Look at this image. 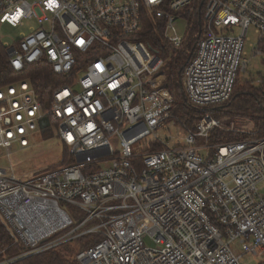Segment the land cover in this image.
<instances>
[{
  "label": "built area",
  "instance_id": "1",
  "mask_svg": "<svg viewBox=\"0 0 264 264\" xmlns=\"http://www.w3.org/2000/svg\"><path fill=\"white\" fill-rule=\"evenodd\" d=\"M202 2L204 24L181 84L190 104L213 107L229 100L248 65L250 26L258 35L251 54H264V0ZM193 3L0 0V27L33 21L10 40L0 33L11 68L42 63L63 78L44 102L28 79L0 87V157L10 161L13 149L52 130L71 157L21 173L0 164V223L10 246L22 248L0 264L84 237L99 240L76 251L77 264H242L234 241L264 264V135L211 143L215 129H244L209 114L195 130L182 128L159 72L162 59L132 43L142 18L151 16L164 21L165 39L180 48L185 37L176 19ZM179 126L183 134L172 141L166 132Z\"/></svg>",
  "mask_w": 264,
  "mask_h": 264
},
{
  "label": "trees",
  "instance_id": "2",
  "mask_svg": "<svg viewBox=\"0 0 264 264\" xmlns=\"http://www.w3.org/2000/svg\"><path fill=\"white\" fill-rule=\"evenodd\" d=\"M183 16L188 20L190 29L180 48L172 47L165 39L164 21L151 16H144L139 30L131 36L133 39L144 40L148 47L162 54L165 53V50H169V48L176 53L175 57H173L174 61L168 66V71H163L165 74L164 85L171 88L173 93H177L181 99L176 102L174 100V107L171 111L173 117H175L184 128H190L192 130H195L198 121L206 114H212L215 118H219V116L239 115L250 118L254 123V129L248 135L234 131L215 129L209 136V142L211 143H224L240 140L245 137L263 136L264 99L261 98V91L264 77H261L262 83L256 86L254 85V79L240 78V74H238L231 97L221 105L197 107L187 101L181 85L182 72L198 40L199 31L204 24L203 7H197L190 12L185 11ZM162 43H164V45H162ZM22 79H28L30 81L36 90L39 100L44 102V100L48 99L50 96L53 88L59 85L63 78L53 75L49 66L42 63L30 65L27 70L23 72H15L9 65L5 53L0 50V87ZM48 135L50 134H43V136ZM97 240H99V237H95L93 241L90 240L83 247L91 246L97 242ZM11 241L8 231L3 224L0 223V260L5 256L15 255L22 250L19 245L10 246ZM66 246H68V244H63L54 250H47L25 257L14 264H77L75 257L66 258L60 253L64 251Z\"/></svg>",
  "mask_w": 264,
  "mask_h": 264
},
{
  "label": "rangeland",
  "instance_id": "3",
  "mask_svg": "<svg viewBox=\"0 0 264 264\" xmlns=\"http://www.w3.org/2000/svg\"><path fill=\"white\" fill-rule=\"evenodd\" d=\"M202 0H194L192 10H195L197 7H203ZM30 25H33L32 20H27L24 22V26H19L16 28L9 27L7 25H2L0 27V33L4 36V40H10L11 38L18 37L21 32H27ZM190 28V25L187 23V21L183 17H178L176 19V29L177 33L181 35L182 37H185L188 30ZM235 31H237L236 28H234ZM247 38L244 40V56L247 57V67L245 71L240 72V78H251L254 79V85H258L257 81L264 77V54L263 55H255L253 56L251 54V45L253 43H256L258 39V35L254 32V29L252 26H250L247 30L246 34ZM142 42L148 52L151 55H157L162 59V64L160 66L159 72L163 74L164 80H165V74L164 72L168 71L169 64H172L173 57H175L176 53L173 52L169 48V50H165V53L162 54L161 52L155 51L153 48L148 47L147 43L144 40L141 39H133L132 43ZM164 45V43H162ZM164 71V72H163ZM164 85V82H163ZM182 85V84H181ZM165 86V85H164ZM173 91V90H172ZM173 98L176 101H180V96L177 93H173ZM188 104V103H187ZM190 109V107H189ZM210 116H213L212 114H209ZM214 117V116H213ZM220 119H229V120H236L237 125L239 127H243V132L235 130L234 132H238L241 134L248 135L251 133L254 129V123L250 118L239 116V115H233V116H219ZM175 120H177L174 117ZM178 121V120H177ZM183 128V126H182ZM180 126L178 127V130L176 131L174 128L170 127L169 132H166V135L168 136L171 134L173 136L172 141L174 140V137L179 134H183V129ZM159 134L163 135L164 132L161 131ZM55 130H52L51 135L43 136L42 134H37L35 138V142L26 149H13L12 155L10 156V161L6 157H0V164L3 166H6L7 168L13 166L18 173H21L23 171L28 170H36V169H44V168H50L55 167L56 165L66 164L71 160V157L69 156L68 149L64 146H62L58 140L54 137ZM202 139H198L199 143H202ZM173 143V142H171ZM202 152V151H201ZM203 153V152H202ZM260 189H264V186L262 184L258 185ZM264 192V190H261ZM71 213H76L75 210H70ZM68 229H64L60 231L58 234H63ZM11 238V237H10ZM12 240V238H11ZM89 237L81 239L80 241L76 243L68 244L64 248V251L60 252L63 254L66 258H73L76 251L82 248L87 242H89ZM232 250L235 254L241 255V263L242 264H258L261 259L258 256H254L251 254H243L242 251L239 248V245L237 241H234L232 244ZM16 255V254H15ZM11 256V255H10ZM9 257V256H5Z\"/></svg>",
  "mask_w": 264,
  "mask_h": 264
},
{
  "label": "water",
  "instance_id": "4",
  "mask_svg": "<svg viewBox=\"0 0 264 264\" xmlns=\"http://www.w3.org/2000/svg\"><path fill=\"white\" fill-rule=\"evenodd\" d=\"M48 126V119L46 117L42 118L40 120V128L42 131H44V128Z\"/></svg>",
  "mask_w": 264,
  "mask_h": 264
},
{
  "label": "snow or ice",
  "instance_id": "5",
  "mask_svg": "<svg viewBox=\"0 0 264 264\" xmlns=\"http://www.w3.org/2000/svg\"><path fill=\"white\" fill-rule=\"evenodd\" d=\"M69 111H71V110H69ZM70 139H71V137H70Z\"/></svg>",
  "mask_w": 264,
  "mask_h": 264
}]
</instances>
